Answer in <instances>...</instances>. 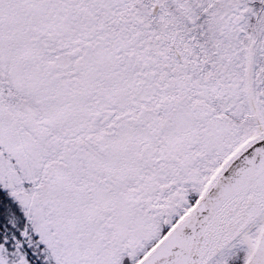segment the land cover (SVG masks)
<instances>
[{"label": "snow or ice", "instance_id": "1", "mask_svg": "<svg viewBox=\"0 0 264 264\" xmlns=\"http://www.w3.org/2000/svg\"><path fill=\"white\" fill-rule=\"evenodd\" d=\"M0 264H264V0H0Z\"/></svg>", "mask_w": 264, "mask_h": 264}]
</instances>
